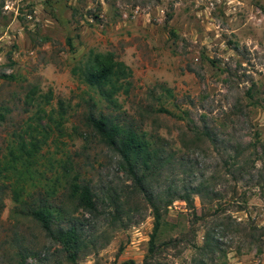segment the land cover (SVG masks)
<instances>
[{"label": "rangeland", "instance_id": "obj_1", "mask_svg": "<svg viewBox=\"0 0 264 264\" xmlns=\"http://www.w3.org/2000/svg\"><path fill=\"white\" fill-rule=\"evenodd\" d=\"M0 2V73L13 74L0 76V264H20L19 255L25 264L142 263L150 206L129 191L89 112L144 132L168 155L149 180L153 190L203 179L207 196L215 193L210 203L192 194L198 215L191 225L180 198L162 211L155 241L182 239L160 253L161 262L203 256L205 264H264V0ZM90 49L111 51L131 68L117 106L70 71ZM21 139L39 147L14 199L16 177L5 163ZM73 176L104 198L94 218L72 211L87 224V245L74 262L26 213L50 184V199L61 203ZM113 191L122 205L118 220L107 213ZM218 221L220 248L199 252L191 244L200 245L204 229Z\"/></svg>", "mask_w": 264, "mask_h": 264}, {"label": "trees", "instance_id": "obj_2", "mask_svg": "<svg viewBox=\"0 0 264 264\" xmlns=\"http://www.w3.org/2000/svg\"><path fill=\"white\" fill-rule=\"evenodd\" d=\"M70 71L77 74V77L87 85L96 89L100 98L112 106L118 105L116 93L118 91L126 93L131 85V68L111 51L101 52L90 49L76 60ZM0 76L13 77V74L1 72ZM2 115L0 112V119ZM86 119L102 142L116 154L119 167L129 179V191L142 194L150 206L152 228L148 237L146 254L141 264H165L159 260L160 253L169 247L178 246L182 237L171 236L158 242L155 241V232L160 224L162 211L173 199L180 198L190 211L191 225L198 215L192 194L196 193L201 197L204 195L206 201L210 203L216 197L215 193L211 192L207 196V186L203 179L193 185L182 184L181 187H178L170 184L162 191L153 190L148 185L150 184L149 180L168 161V155L161 154L159 148L144 136V132L118 122L107 114L99 112L97 115H93L89 112ZM194 127L192 124L193 132L196 131ZM202 134L211 141L214 140L208 132H202ZM38 147L35 140H30L27 147L25 140L21 139L14 149H9L10 157L6 160L5 167L6 169L10 168L15 174L16 184L32 176L31 164ZM18 188V184L16 189L13 188L14 199L18 197ZM55 189L51 184L47 186L43 193H39L33 199L32 204L26 206V213L40 225L46 237L57 244L58 250L63 253L64 257L74 262L79 252L87 245L85 236L87 224L82 218L73 215L72 211L79 209L94 218L100 214L99 206L104 198H99L87 183L77 180L76 176H73L67 183L66 191L62 194L63 198L60 199L61 203L56 204L50 199L56 195ZM64 198L73 204L71 211L65 209ZM106 199L112 205V210H107L111 219H121L122 205L118 194L113 191L112 194H107ZM219 224L222 222H215L214 226L204 229L200 245H196L194 242L191 245L201 253L218 250L220 242L215 236L214 229ZM19 258V263L25 264L23 256L19 255ZM191 264H205L204 257L199 256L195 260L192 259Z\"/></svg>", "mask_w": 264, "mask_h": 264}]
</instances>
